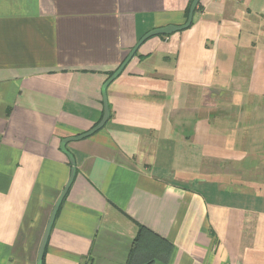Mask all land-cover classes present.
<instances>
[{"label":"crops","instance_id":"crops-1","mask_svg":"<svg viewBox=\"0 0 264 264\" xmlns=\"http://www.w3.org/2000/svg\"><path fill=\"white\" fill-rule=\"evenodd\" d=\"M191 1L0 0V264H37L61 141ZM106 99L65 145L42 264H127L139 225L137 262L264 264V0H199Z\"/></svg>","mask_w":264,"mask_h":264},{"label":"water","instance_id":"water-1","mask_svg":"<svg viewBox=\"0 0 264 264\" xmlns=\"http://www.w3.org/2000/svg\"><path fill=\"white\" fill-rule=\"evenodd\" d=\"M199 0H193L188 12V16L187 19L185 21L184 24L181 25H166L162 28H157L154 30H151L149 32H147L146 34H144L141 39L136 43V45L131 49V51L129 52V54L124 58V60L121 62V64L118 66V68L107 78V80L104 82V84L102 85V98H103V114L101 119L99 120V122L93 126L90 130H88L87 132L83 133V134H79L77 136L74 137H70L67 139H64L61 141L60 144V148L62 150V152H64L70 161L71 164V169H70V175L69 178L61 192V194L59 195L58 199L56 200V202L54 203V206L52 208L51 214L49 216V219L47 221L42 239H41V243L39 246V250H38V256H37V264H42L43 261V254H44V250H45V246L48 240V236L50 233V230L52 228V224L54 222V218L56 216L57 210L59 208L60 203L62 202L70 184L72 183V180L74 178V174H75V167H74V160L72 158V156L66 151L65 149V145L68 141L70 140H75V139H79V138H83L86 136L91 135L92 133H94L95 131L99 130L100 128L103 127V125L105 124V122L107 121L108 117H109V109H108V103H107V99H106V89L108 87V85L121 73V71L124 69V67L127 65V63L130 61V59L133 57L134 53L136 52V50L138 49V47L149 37L154 36V35H164V34H171L175 31L178 30H182L187 28L191 21H192V16H193V12L195 9L196 4L198 3Z\"/></svg>","mask_w":264,"mask_h":264},{"label":"trees","instance_id":"trees-1","mask_svg":"<svg viewBox=\"0 0 264 264\" xmlns=\"http://www.w3.org/2000/svg\"><path fill=\"white\" fill-rule=\"evenodd\" d=\"M191 2H192V1H191ZM191 2H190V3H191ZM188 11H189V7H188V9L186 10V17H187V15H188ZM112 73H113V72H111V73L109 74V76H110ZM144 231H146L145 228H144V226L139 225V226H138V233H137V235H136V238H135L134 241H133V245H132V253H131V255H130V259H129V261L127 262V264H150V263H151L150 261H142V260H138V262L135 261V259L139 257L138 254L140 253V250H141L142 236L144 235V233H143Z\"/></svg>","mask_w":264,"mask_h":264}]
</instances>
